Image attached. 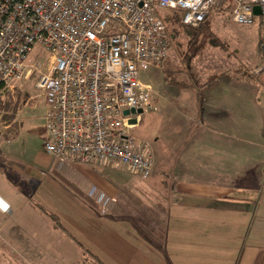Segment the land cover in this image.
<instances>
[{
  "label": "crops",
  "instance_id": "1",
  "mask_svg": "<svg viewBox=\"0 0 264 264\" xmlns=\"http://www.w3.org/2000/svg\"><path fill=\"white\" fill-rule=\"evenodd\" d=\"M237 71L224 76L201 100L190 90H181L191 93L177 98L166 95L169 121L160 145L152 144L155 170L151 188L146 187L149 201L136 197L140 183L121 188L125 177L116 171L106 170L105 182L97 185L74 164V173L64 176L63 166L45 150L29 166L15 164L17 174L9 176L2 165L8 154L0 153V176L7 184L0 186V196L10 204L11 215V197L21 196L22 201L27 196L23 202L28 203L35 190L39 195L42 189L55 190L68 200L51 206L62 214H47L36 204L31 208L48 220L63 221L70 227L65 233L69 242L79 249V242L91 244L99 261L105 253L100 249H105L117 264L124 258L131 264H264V133L244 119L249 113L248 81L243 70ZM17 118L2 122L0 148L19 141ZM91 187L116 200L110 212L89 202L85 192ZM124 232L129 236L123 238ZM69 252L78 256L75 249Z\"/></svg>",
  "mask_w": 264,
  "mask_h": 264
},
{
  "label": "built area",
  "instance_id": "2",
  "mask_svg": "<svg viewBox=\"0 0 264 264\" xmlns=\"http://www.w3.org/2000/svg\"><path fill=\"white\" fill-rule=\"evenodd\" d=\"M228 4L234 24L257 21L264 29V0H0V95L16 88L27 97L31 88L42 94L49 108L45 151L66 175L80 163L149 180L152 144L131 130L157 105L142 72L162 69L173 50L161 12L181 10L184 24L198 27ZM37 51L48 54L47 72L35 63ZM260 53L263 73L264 34ZM87 191L104 213L113 209L114 198ZM0 211L9 213L10 204Z\"/></svg>",
  "mask_w": 264,
  "mask_h": 264
},
{
  "label": "rangeland",
  "instance_id": "3",
  "mask_svg": "<svg viewBox=\"0 0 264 264\" xmlns=\"http://www.w3.org/2000/svg\"><path fill=\"white\" fill-rule=\"evenodd\" d=\"M214 9L212 17V25L214 31L223 40L227 50L222 49L219 46H208L203 56L199 57L194 66L196 70L201 74L202 79L206 80L210 75L222 74L223 72L231 71L233 75L239 74L237 70H243L244 82L246 84L238 83L239 87L248 89V110L249 113L244 117L253 128L262 130L264 133V72L260 73L259 70L262 67L261 55H259L258 49H260V41L264 34V29L259 22H255L250 26H243L234 24L231 21L230 15L224 12H217ZM34 60L36 65H39L41 71L47 72L48 54L42 51H37L34 54ZM259 58V61H258ZM181 56L175 52L171 53L169 61L165 63L162 69L151 68L146 72H142L141 79L144 83L153 87L156 96V109L151 113H144L142 115V121L140 125L131 130V134L142 140H147L155 147L160 145L162 139V129L169 119L165 110L169 107L164 100L166 95L181 97V95L190 94L191 92H182L178 88L172 87L168 84V80L165 74V67L167 65H177L179 68H184L181 62ZM168 63V64H167ZM257 65V66H256ZM37 76H35V79ZM33 81V80H31ZM31 95L27 97L24 95V91H19L16 88L13 91L5 92L2 96V101L6 105L9 101L11 103V109H6L0 112V133L2 130V122L5 116H10L13 120L16 117L14 109H19L18 121L20 124L21 135L17 144L15 143L11 147H1L0 153L5 155V162L2 164L5 169L6 175H12L13 172L18 169L15 164H19L20 167L29 166L32 163V159L37 152L44 151L45 140L48 138L49 133L47 129L46 116L49 112V108L45 102V98L42 94H35L34 89H29ZM187 92V93H186ZM32 97V98H31ZM170 101L176 98H171ZM36 99V100H35ZM182 98H180L181 100ZM23 100L31 102L30 105L25 106ZM177 104V103H176ZM14 110V111H13ZM21 110V111H20ZM17 114V115H18ZM15 115V116H14ZM236 118V116H233ZM6 123L5 121L3 124ZM10 150L11 153H10ZM14 155V156H12ZM75 167L83 170L84 173H90L96 177H103L100 182H105L107 177V171H116L125 177L122 184L123 189L127 186H135L140 183L137 188L138 200L149 201L146 195V187L151 188L150 181L153 179V175L149 180H142L140 177L135 176L126 169H103L97 165H85L75 163ZM155 170V169H154ZM17 174V171L15 172ZM68 176V175H64ZM116 179V177H114ZM155 179V177H154ZM111 180V179H110ZM117 180V179H116ZM136 182V183H135ZM149 183V184H147ZM154 187V182L152 183ZM114 185V184H113ZM126 185V186H125ZM0 186L4 189L7 186L5 179L0 176ZM65 186V184H64ZM119 188L120 185H115ZM125 186V187H123ZM158 186V185H157ZM66 187V186H65ZM36 189V188H35ZM100 190V189H99ZM37 194L35 190L28 198L31 201L24 203V199L21 196H13L10 199L14 205V215L9 213L0 214V264H72L71 262H82L85 256L88 257V261L91 260V256H94L95 251L90 250L89 243L80 242L82 249L73 243L69 242L66 230H69V226H65L63 221L60 226L59 222L53 219L44 218L38 211L31 208V204L41 205V210L47 214L61 213L57 209H52L51 206H59L61 203L68 202L67 198L55 190L50 192H43ZM48 191V190H46ZM14 194L16 192L14 191ZM135 201L134 198H131ZM153 199V196L151 200ZM91 200H89L90 202ZM94 203V202H93ZM116 204V203H115ZM18 208V209H17ZM6 215V216H4ZM43 217V219H41ZM85 223V222H84ZM86 229H92L91 225L85 224ZM127 235L126 232L121 236L124 238ZM83 238V237H82ZM125 244L130 242L124 241ZM118 248V245L115 246ZM123 247V246H122ZM129 248V246H127ZM69 249H75L76 253L70 255ZM104 253V257L100 259L98 264H117L115 258L112 257V252H106L105 249H100ZM69 254V255H68ZM122 263L118 264H131V259L124 258ZM75 263V262H74ZM73 263V264H74Z\"/></svg>",
  "mask_w": 264,
  "mask_h": 264
},
{
  "label": "trees",
  "instance_id": "4",
  "mask_svg": "<svg viewBox=\"0 0 264 264\" xmlns=\"http://www.w3.org/2000/svg\"><path fill=\"white\" fill-rule=\"evenodd\" d=\"M214 11L215 10H213L210 15L206 18V20L198 27H191L185 25L183 22L184 12L181 10H164L161 12V16L163 17L164 22L166 24L168 40L173 46V50L171 53L175 52L177 55L179 54V56H181L182 58L181 62L184 66V68H179V66L176 67L177 65H167L164 70L166 78L168 80L167 82L170 86L178 88L179 90H190L196 93L199 100L203 99L204 94L212 87H214L224 76H233V73L231 71H227L223 72L222 74L215 73L213 75H210L206 80H204L202 79L201 74H199V72L194 66L195 61L199 57L204 55L208 46H219L222 49L227 50L223 40L217 35V33L213 29L212 17ZM216 11L227 13L231 17L232 5L228 4L222 7L220 10ZM169 58L167 61H169ZM1 97L2 96H0V112L5 111L6 109L10 110V101L6 105H4ZM24 101L25 100H23V103ZM14 110H16L14 114L19 111V109ZM12 118L10 116H5L4 121L10 122ZM101 168L105 170L107 169L104 167ZM80 171L85 174L96 185L103 180V177H96L95 175H92L90 173H84L83 170ZM88 199L91 200V202H94L90 197H88ZM79 245L81 246L80 242ZM90 259L95 262H89L88 257L85 256L82 262L79 261L75 264L100 263L99 259H97L95 256H91Z\"/></svg>",
  "mask_w": 264,
  "mask_h": 264
},
{
  "label": "water",
  "instance_id": "5",
  "mask_svg": "<svg viewBox=\"0 0 264 264\" xmlns=\"http://www.w3.org/2000/svg\"><path fill=\"white\" fill-rule=\"evenodd\" d=\"M259 13H260V9H256L255 14H256V15H259ZM132 113H136V111H135V110H132ZM138 113H139V114H143V111L140 110ZM128 114H129L128 111L125 112V115H128ZM130 123H131V124H136V123H137V120H132Z\"/></svg>",
  "mask_w": 264,
  "mask_h": 264
},
{
  "label": "bare ground",
  "instance_id": "6",
  "mask_svg": "<svg viewBox=\"0 0 264 264\" xmlns=\"http://www.w3.org/2000/svg\"><path fill=\"white\" fill-rule=\"evenodd\" d=\"M7 202L0 196V207H5Z\"/></svg>",
  "mask_w": 264,
  "mask_h": 264
}]
</instances>
